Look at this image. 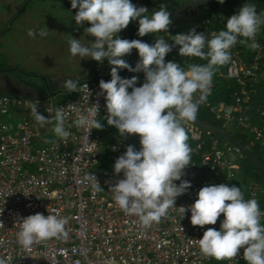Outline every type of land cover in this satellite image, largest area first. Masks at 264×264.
<instances>
[{"label":"built area","instance_id":"1","mask_svg":"<svg viewBox=\"0 0 264 264\" xmlns=\"http://www.w3.org/2000/svg\"><path fill=\"white\" fill-rule=\"evenodd\" d=\"M174 25L171 23L169 28ZM218 32L204 27L197 33H204L210 39ZM118 35L125 39L124 33ZM256 42L259 48H250L249 52L237 43L231 49V61L218 70L219 77L236 82V89L230 94L233 103L201 105L226 126L245 129L264 144V128L249 119L253 111L251 104L259 95V85L264 78V25L259 29ZM185 58L196 59L179 55L177 45L165 61L181 66ZM124 59L129 64L128 55ZM139 59L135 58V64ZM111 67L107 59L103 63L94 60L96 80L80 82L74 96L58 104L0 96V117L6 118L14 105H18L21 114L18 121L0 120V223L3 224L0 226V258L5 259L6 264H207L212 260L201 253L198 240L209 227L220 230L223 214L215 225L193 226L190 210L184 214L180 207L189 208L202 187L227 184L237 177L246 155L238 146L222 142L215 133L206 130L209 137L206 139L204 129L190 122L185 124L187 142L193 151L190 166L184 169L186 175L181 180L189 181L191 187L176 198L175 208L170 209L166 217L144 228L137 216L119 208L110 191L111 186L124 178L123 172L115 174L114 164L133 143V135L126 138L114 135V140L108 142L97 129L88 133L74 124L77 113L85 114L89 107L97 104L100 110L97 119L107 124L106 93L101 94L99 83L108 82ZM125 70H119L118 74ZM33 102H38V111L49 119H53L57 108L63 107L65 130L71 135L61 139L54 133L49 141L39 144L37 141L54 128L55 122L40 127L29 107ZM255 112L264 117V106ZM138 139L140 142L139 136ZM140 148L135 147L137 151ZM105 152L107 158L103 156ZM107 162L111 164L110 169ZM175 183L179 185L181 181ZM244 191L246 200L256 199L264 212V185L249 180ZM36 213L65 219L67 239L41 242L30 250L23 248L17 239L21 230L19 222ZM263 223L264 216L261 217ZM243 253L242 248L237 258L227 264H240L245 260Z\"/></svg>","mask_w":264,"mask_h":264},{"label":"clouds","instance_id":"2","mask_svg":"<svg viewBox=\"0 0 264 264\" xmlns=\"http://www.w3.org/2000/svg\"><path fill=\"white\" fill-rule=\"evenodd\" d=\"M72 9H77L74 19L78 27L82 22L91 26L84 29L87 35L95 38L89 46L72 37L68 43L73 57L90 58L99 63L107 59L111 67V80H101V94L106 93L107 124L114 126L121 137L138 135L141 148L128 145L126 151L114 164L115 174L123 172L110 191L119 208L126 214L139 218L144 228H150L166 217L175 208V200L191 187L184 169L190 166L192 148L188 144L185 124L197 119L199 107L206 103L213 86V78L220 67L231 59V49L247 44L257 50L256 36L264 25V17L259 15L254 4L245 3L237 14L226 21V30L213 33L209 39L195 29L186 34H177L168 44L161 32L167 33L172 21L165 4L151 16L148 10L137 8L131 0H70ZM224 3V0H218ZM138 20V35L156 36L154 45L141 40H127L119 37L132 21ZM29 30L30 37L35 36ZM46 37L48 31L40 30ZM251 41V43H249ZM179 46V55L206 60V64H188L181 68L176 62L165 61V57ZM136 49L140 57L133 68L124 59ZM143 72L145 82L136 87L137 76L121 78L118 71ZM88 88L87 84L84 85ZM64 88L68 92L78 91V82L68 79ZM131 89V92L128 90ZM198 94V95H197ZM32 116L40 127L55 122L53 132L61 139L71 133L65 130L66 113L63 107L57 108L53 119L46 118L38 111V102L30 103ZM50 111V110H49ZM97 105H92L85 114L77 113L74 124L77 128L100 130L103 125L97 119ZM181 181L179 185L175 182ZM99 190V185L97 186ZM185 214L191 212L193 226L215 225L223 214L220 230L209 227L199 248L205 257L217 261H232L240 249L247 264H264V225L256 199H245L240 187L226 184L208 185L198 192V198L189 208L180 207ZM21 230L17 234L18 243L30 250L33 245L52 239H67V221L57 215L36 213L19 222ZM0 226H3L0 223ZM0 264H6L0 258Z\"/></svg>","mask_w":264,"mask_h":264},{"label":"rangeland","instance_id":"3","mask_svg":"<svg viewBox=\"0 0 264 264\" xmlns=\"http://www.w3.org/2000/svg\"><path fill=\"white\" fill-rule=\"evenodd\" d=\"M70 3L69 0L68 5H71ZM22 12L24 14L19 16ZM10 22L13 24L11 33L6 32L10 29ZM55 24L58 27L54 33ZM75 24L72 12L62 2L0 0V31H5V34L0 36V69H9L11 79L27 84L39 83L42 79L38 78L50 80L54 76L72 80L87 79L89 74L93 76V60L73 57L70 53L68 41L72 37L79 39L85 46L94 42L93 37L84 31L87 26L78 27ZM30 29L36 33L34 37L28 35ZM41 29L48 31L46 37L40 36ZM15 31L17 33H14ZM1 46L5 48L1 50ZM137 77L138 85L142 86L143 72L137 73ZM12 93L19 96L18 93ZM12 119L10 116L0 117V120L5 122H14ZM133 139L131 145L141 146L138 135H133ZM106 166L111 168L108 162Z\"/></svg>","mask_w":264,"mask_h":264},{"label":"trees","instance_id":"4","mask_svg":"<svg viewBox=\"0 0 264 264\" xmlns=\"http://www.w3.org/2000/svg\"><path fill=\"white\" fill-rule=\"evenodd\" d=\"M190 0H131L133 2H140L145 5L155 7L160 9L161 4H165L167 6V11H172L181 4L188 2ZM250 3L256 6L257 13L262 16L264 13V0H224V3H219L218 0H210L207 3H203L200 5H196L185 10L182 14L176 17H170L172 24H175L173 28H169L167 33L161 32L160 35L164 37L165 41L172 45L174 41L172 38L177 34H186L190 30L195 29L196 33L200 30V28L209 27L214 28L219 31L226 30V21L232 15L237 14L238 10L245 4ZM152 14L150 12L146 13V15L150 16ZM131 40H141L142 42L148 43L150 45H154L156 42V36L154 35H145L140 37L138 33L139 23L138 20L132 21L129 24ZM123 33V31H121ZM245 47L247 52L250 51V47L245 44L241 45ZM135 51V58L138 59V51ZM206 64V60H201L196 58L195 60L184 59L181 61V68L187 69L188 64ZM130 71L127 69L120 74L121 78L130 79ZM213 82H215L216 88L212 91V93L207 97L206 102L218 103L224 102L226 104L233 103V99L230 94L236 89V82L234 80H230L227 78H221L218 76V71L214 75ZM139 87V85H138ZM40 89L44 96H48L49 92L45 89L44 85L37 86ZM131 92V89L128 90ZM264 106V78L261 80L259 85V95L254 98L253 103L251 104L252 113H250L249 118L252 123H254L259 128H264V117H261L259 113L255 112L259 107ZM197 119L200 121H204L210 123L212 125L218 126L220 128H224L229 131L234 137H236L239 141H241L249 150L256 156V158L260 161L264 168V144L261 141L255 139L253 135H249L245 129L239 128L236 125L226 126L224 121L216 118L215 114H213L207 107L200 105ZM103 127L100 130H97L103 139L108 142H112L114 140V135L120 136L118 131L105 123H102ZM216 135L222 142L230 143L226 139ZM204 138L209 139L207 136V131L204 130ZM105 158H107V153L103 154ZM255 181L263 185L261 177L258 173L257 168L254 164L246 157L242 167L241 172L237 177L226 184L228 186H236L240 187L243 195L246 199L245 194V184L247 181ZM262 207L264 208V194L262 197ZM264 225V223H263ZM207 264H227V261H217L214 258ZM240 264H247V261L244 260Z\"/></svg>","mask_w":264,"mask_h":264},{"label":"crops","instance_id":"5","mask_svg":"<svg viewBox=\"0 0 264 264\" xmlns=\"http://www.w3.org/2000/svg\"><path fill=\"white\" fill-rule=\"evenodd\" d=\"M55 1H58V0H55ZM58 2H60V1H58ZM77 10H78V8H77ZM23 14H24V12H22L19 16H21ZM12 26H13V24H11L9 31H6V32L11 33L13 31L12 30ZM57 27H58L57 24H55L54 25V33H55ZM87 27H90V26H87ZM14 33H17V32L15 31ZM3 34H5V31H0V36L3 35ZM93 40H95L94 37H93ZM3 48H5V47L1 46V50ZM3 53L5 55L4 51H3ZM92 64H93L92 65V70L94 71V60H93ZM8 72H10V70L7 69V68H5V69L1 68L0 69V96L1 95H8V96H11L12 98H14L16 100H21V99L38 100V101H40L43 104H58V103L64 101L65 99L74 96V92H68V90L66 88H64V84L69 78H66V77L65 78H59L58 76H54L52 79L47 80L48 83L51 84L49 92L51 94L59 93V94H57L54 97H50V95H49L50 93L48 94V96H44L42 91L37 88V86L41 87V84H39V83L44 82L46 79L38 78V79H42L41 81H39V83L36 82V83L27 84V83H24L22 81L11 79L10 75L8 74ZM92 78H94V74H93V76L91 74H89L87 79H75L73 81L78 82V85H79L80 82L85 81V80H92ZM142 79H143L142 83H144L145 82V74L144 73H143V78ZM58 80H62L60 86H58L56 88L52 87V82H56ZM47 91H48V89H47ZM12 92L18 93L19 96L13 95ZM8 116L12 117L13 121H18L20 119L21 114H20L18 105H14L11 113ZM53 135H54V132H53V128H52V130L50 132L43 133V135L41 137L42 140L39 139L37 142L39 144H43V142L45 143V142L49 141L52 138Z\"/></svg>","mask_w":264,"mask_h":264},{"label":"water","instance_id":"6","mask_svg":"<svg viewBox=\"0 0 264 264\" xmlns=\"http://www.w3.org/2000/svg\"><path fill=\"white\" fill-rule=\"evenodd\" d=\"M64 4H66L69 8V10L73 13V16L75 17L76 13L78 12L77 9H72V7L70 5H68V0H58ZM210 0H190L188 2H185L183 4H181L180 6H178L177 8H175L174 10L172 11H169L170 13V17H176L180 14H182L185 10L191 8V7H194L196 5H200V4H203V3H207L209 2ZM133 4L139 8V7H144L148 10V12L150 13H154L156 11H159L158 8H155V7H151V6H148V5H145L143 3H140V2H133ZM83 25L85 26H91L88 22H82ZM123 33H124V36H125V39L131 41V35H130V28H129V25L127 26L126 29L122 30ZM128 62H129V65L131 67H135L136 64H135V51L134 49L131 51V54L128 55ZM120 75V74H119ZM133 76H137V72H130V78H132ZM96 78H92L91 81H95ZM108 81L111 80V76H109V78L107 79ZM136 87H138V82L136 83L135 85ZM216 88V85L213 83V86H212V90H214ZM48 89V92L50 91V88L47 87ZM50 93V92H49ZM59 94V93H57ZM57 94H49L50 97H54L56 96ZM53 95V96H52ZM204 130H208V131H211L217 135H219L220 137L226 139L227 141H229L230 143L238 146L243 152L244 154L246 155V157L254 164V166L257 168L258 170V173L261 177V180L263 182V185H264V168L262 166V164L260 163V161L256 158V156L249 150V148H247L241 141H239L236 137H234L229 131H227L226 129L224 128H220L218 126H215V125H212L210 123H207V122H204V121H200L198 119H196L194 122H190Z\"/></svg>","mask_w":264,"mask_h":264},{"label":"flooded vegetation","instance_id":"7","mask_svg":"<svg viewBox=\"0 0 264 264\" xmlns=\"http://www.w3.org/2000/svg\"><path fill=\"white\" fill-rule=\"evenodd\" d=\"M1 21H2V20H1ZM10 21H11V20H10ZM10 24H12V22H10ZM61 82H62V80H58V81H56V82H52V87H55V88H56V87L60 86ZM41 85H44L45 88L47 89V87L50 88V85H51V84H49L48 81L45 80L44 82H42Z\"/></svg>","mask_w":264,"mask_h":264}]
</instances>
